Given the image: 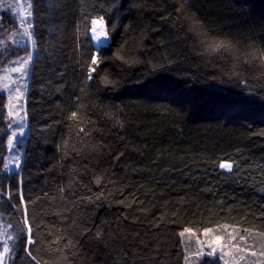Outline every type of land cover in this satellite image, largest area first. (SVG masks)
Here are the masks:
<instances>
[{
    "label": "trees",
    "instance_id": "1",
    "mask_svg": "<svg viewBox=\"0 0 264 264\" xmlns=\"http://www.w3.org/2000/svg\"><path fill=\"white\" fill-rule=\"evenodd\" d=\"M34 9L22 167L0 172L16 193L23 179L25 201L15 195L14 212L0 199L8 264H184L180 233L224 224L264 248V64L210 55L197 38L264 49V0H35ZM99 16L110 46L88 82L96 49L86 35ZM5 104L0 92V168Z\"/></svg>",
    "mask_w": 264,
    "mask_h": 264
},
{
    "label": "snow or ice",
    "instance_id": "2",
    "mask_svg": "<svg viewBox=\"0 0 264 264\" xmlns=\"http://www.w3.org/2000/svg\"><path fill=\"white\" fill-rule=\"evenodd\" d=\"M34 4L35 0H32V10L28 11L27 17H32L34 14ZM115 6V5H114ZM111 11V9H109ZM13 12L16 13V15H21L19 11H17L16 8H13ZM27 17L24 19H21V23L24 24L27 20ZM114 30V28H113ZM90 32V35H86V38L91 41V47L95 48L96 51L92 52L90 55V62L86 65L87 67V81L92 82L95 80L96 76L100 72V66L105 62L104 59L98 55V53L102 52L104 48L109 47V41L111 39V33L106 27V21L104 16H99L98 18H94L91 20V27L88 30ZM24 35L27 37V43H31L33 46H35L36 41L34 39L35 32H34V23H27L26 27L24 29ZM199 35L197 34L198 42L203 46L204 51L212 54H223L225 52H232L234 55H237L238 57L242 55L245 58L246 63H251L252 60L256 59L257 56H259L260 62L264 64V49L257 51L256 49L252 50H245L243 52H240L239 49L235 47V45L227 40V39H221V38H212L210 40L208 39H199ZM205 36L207 33L204 34ZM18 46V42H15ZM34 59V52H29L26 59L23 60V63L20 64L19 68H12L11 71L15 73H21L24 76L30 75L29 65L30 62ZM116 59H122V57L117 56ZM3 80H11V77L5 76L2 78ZM101 80L108 85L112 83L108 80L106 76L101 77ZM0 88L2 89H8L9 85L7 83L0 84ZM19 91V89H17ZM11 99V98H10ZM9 117H15L17 113L13 111V108L15 107L13 104H9ZM107 115H111L110 113ZM77 117V111H72L71 115L68 117V119H74ZM20 121H23V118H20ZM17 121L13 120L12 124H9L8 127L12 129L11 135L7 137V144L10 149L15 147L14 141L18 136H22L24 134V128L23 127H13V124H16ZM116 123L123 127V121L117 119ZM3 129L0 128V131ZM80 133H83L85 136L88 135V132L85 130V128L81 127L79 129ZM4 160L3 167L0 168V172H3L5 174L12 171V168L14 167L16 170H20L22 165L20 163L19 157L15 158H2ZM220 169L225 170H231L233 168V164L229 162H220L219 163ZM15 173H13L14 175ZM20 185V191L19 193H16L13 191L12 183L9 182L8 188L5 189V186L2 181H0V199H6L7 203L10 206L12 205V201L14 199L15 195H19V202L23 204L24 201V195L22 191V185H23V179L21 178L19 180ZM96 183L99 185L101 181L99 179L96 180ZM6 193V196H5ZM13 210L18 211L19 205L13 206ZM24 226L27 227V245L32 246L34 245L35 241L33 240V233L32 228L29 224V219L27 216V212L25 211V217L23 220ZM217 228L223 229L224 234L222 235H210L214 232L213 228H204L203 229V235L205 236V240L199 241L198 244L200 247L195 251L191 253V259L189 256H185V264H204V257H211L215 258L218 256L219 261H223V264H241V261H246V258L250 256H257L264 257V248H262L258 253L255 251L249 252V247L247 246V238L245 234H241V229L235 226H231L228 224L224 225H218ZM229 228H231V231H229ZM7 232V229H3L2 232H0V235H3ZM185 232H191V229L185 228L180 235L183 236ZM243 232L251 235L250 230L247 228L243 229ZM97 237H100V233L97 232ZM261 237H264V233H260ZM12 239V237H7L4 240V250L0 251V264H6V254L9 252V246L8 241ZM242 244L244 246H242ZM209 251L204 250V246ZM27 250V249H26ZM243 253L244 255H241ZM28 255L31 256L32 253L29 251ZM33 260L36 258L33 256ZM36 264H39V261L36 262ZM259 264H264V259L259 261Z\"/></svg>",
    "mask_w": 264,
    "mask_h": 264
},
{
    "label": "rangeland",
    "instance_id": "3",
    "mask_svg": "<svg viewBox=\"0 0 264 264\" xmlns=\"http://www.w3.org/2000/svg\"><path fill=\"white\" fill-rule=\"evenodd\" d=\"M31 5L32 0H0V84L7 83L9 85L8 89L0 88V92L5 96L6 101V129L8 136L11 135L12 129L9 128L8 125L12 124L13 120H16L17 123L13 124V127H23L25 130L24 134L22 136H18L14 141V148L10 149L7 144L6 158L19 157L21 164L24 152L25 139L28 131L26 102L30 75L24 76L21 73L12 72L11 69L19 68L20 64L23 63V60L27 58L29 52H34V57L36 55L35 46H33L31 43H27V37L24 35V29L26 27V24L33 23V16L27 17L28 11L32 10ZM13 8H16L17 11L21 13V15H16V13L13 12ZM25 17H27V20L24 24H22L20 21ZM90 27L91 21L89 24V29ZM14 41L18 42L19 46L14 43ZM32 61L29 65L30 71ZM5 76L11 77V80H3L2 78ZM17 89H19V91H17ZM10 103L15 106L13 108V111L17 113L15 117H9L8 115V106ZM21 117L23 118L22 122L20 121ZM13 172L20 173V170H16L13 167L12 171L9 173ZM3 229H7V232L3 235H0V251L4 250V240L9 236L11 237V233L9 231L8 226L0 219V232H2ZM229 231H231V228H229ZM222 234H224L223 229L214 228V232L210 235ZM241 234H245L247 236V234L244 232H241ZM180 238L182 239V236ZM205 239L206 238L203 235V231L185 232L182 239V241L184 240V242H182L184 255L189 256V258L191 259V253L195 252L200 247V245L198 244V240L203 241ZM10 241L11 239L8 241L9 250ZM242 246L244 245L242 244ZM247 246L249 247V252L255 251L258 253L262 249L252 248L248 245V243ZM204 250L209 251L210 249H208L205 245ZM241 255L244 254L241 253ZM215 258H218V256ZM5 259L6 264H8L9 252L6 254ZM262 259H264V257H260L259 255H249L246 258V261H241V264H259V261ZM220 262L221 264H223V261Z\"/></svg>",
    "mask_w": 264,
    "mask_h": 264
}]
</instances>
